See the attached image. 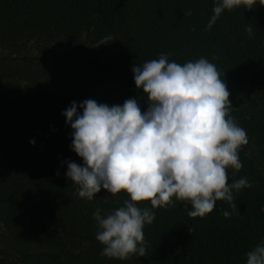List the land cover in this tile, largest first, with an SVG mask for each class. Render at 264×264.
Instances as JSON below:
<instances>
[{
    "label": "trees",
    "instance_id": "trees-1",
    "mask_svg": "<svg viewBox=\"0 0 264 264\" xmlns=\"http://www.w3.org/2000/svg\"><path fill=\"white\" fill-rule=\"evenodd\" d=\"M213 7L214 0H0V48L15 55L0 64V227L19 245L13 257L0 253V264H246L264 241V5L225 10L207 29ZM30 41L67 60L35 68L19 56ZM160 54L216 65L230 115L249 141L239 151L243 167L227 169L228 183L246 177L253 187L234 191L238 212L228 218L223 200L192 218L190 205L174 199L143 229L146 256L108 258L93 213L107 214L128 196L104 189L91 201L78 196L67 162L83 161L62 113L88 99L110 107L136 99L146 111L132 69Z\"/></svg>",
    "mask_w": 264,
    "mask_h": 264
},
{
    "label": "clouds",
    "instance_id": "clouds-1",
    "mask_svg": "<svg viewBox=\"0 0 264 264\" xmlns=\"http://www.w3.org/2000/svg\"><path fill=\"white\" fill-rule=\"evenodd\" d=\"M255 4L214 0L206 27L225 10ZM245 30L253 35L251 26ZM132 71L137 89L147 96L146 111L136 99L111 107L88 99L62 113L73 130L71 149L83 161L67 162L66 177L77 185L78 196L91 201L101 189L128 196L107 214L100 208L93 213L101 255L119 260L147 255L143 229L154 222V209L172 206L175 199L190 205L189 217L203 218L223 200L232 210L222 212L228 218L238 212L234 191L253 187L246 177L228 183L227 169L243 167L239 151L249 141L230 115V93L215 64L202 57L181 65L160 54ZM142 202L150 207L139 206ZM246 256V264H264V241Z\"/></svg>",
    "mask_w": 264,
    "mask_h": 264
},
{
    "label": "rangeland",
    "instance_id": "rangeland-1",
    "mask_svg": "<svg viewBox=\"0 0 264 264\" xmlns=\"http://www.w3.org/2000/svg\"><path fill=\"white\" fill-rule=\"evenodd\" d=\"M22 55L29 57L35 68L64 63L67 60L61 51L53 52L43 50L37 45L36 42L33 41L22 44L19 56ZM8 56L13 57L15 55H10L7 50L0 48V64H6L7 60H3V58ZM25 63L27 62L21 61L22 65H25ZM3 65H0V67ZM249 152L257 157L256 152L252 148H249ZM258 161L260 162V160ZM261 166L263 167V164H261ZM18 249L19 245L8 236L2 227H0V253L6 257H13L18 253Z\"/></svg>",
    "mask_w": 264,
    "mask_h": 264
}]
</instances>
